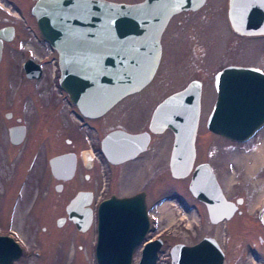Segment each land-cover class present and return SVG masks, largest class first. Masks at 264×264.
I'll list each match as a JSON object with an SVG mask.
<instances>
[{
  "label": "rangeland",
  "instance_id": "obj_1",
  "mask_svg": "<svg viewBox=\"0 0 264 264\" xmlns=\"http://www.w3.org/2000/svg\"><path fill=\"white\" fill-rule=\"evenodd\" d=\"M34 1L0 0V26L12 25L17 34L4 44L0 58V97L7 96L5 104H0V234H10L22 248L21 255L12 264H97L94 257L95 216L85 231L77 230L66 218L61 225H56L58 217H66L64 206L72 193L85 186L95 190L99 185L90 203L93 209L110 195L128 196L139 189L146 190L149 224L143 240L156 237L162 240L155 264H169V248L173 243L192 244L214 230L222 238L223 224L213 227L204 205L188 191L189 173L181 178H174L169 173L174 137L170 129L149 132L151 137L146 152L110 169L98 152L97 141L108 127L118 123L130 130L145 129L144 119L155 105L195 79L200 83V107L194 136L198 154L192 165L199 160H210L222 188L234 186L230 184L234 180L232 171L244 157L241 155L243 145H251V142L231 144L205 127L215 98L213 75L226 65L255 66L264 71V33L242 35L232 30L226 14L228 0H205L196 10L172 15L161 33L160 59L150 81L141 91L118 100L105 116L92 120L93 128L89 129L79 127V118L68 110L67 95L57 83L56 53L41 37L30 13ZM110 1L130 3L139 0ZM28 57L40 63L42 74L39 78L24 76L21 64ZM16 100L21 103L9 104ZM5 111H10L11 117L19 115L23 124L35 128L41 140V147L34 153L26 172L22 171L24 156L21 154L27 149L28 142L18 146L8 144L7 126L13 118L5 117ZM134 113H142V118L136 121L131 115ZM146 129L149 131L148 127ZM65 130L72 131L73 136H68ZM74 130L79 131L80 136ZM263 134L264 130L259 136ZM78 138L82 141L77 142ZM65 139L72 140L70 147L79 154L78 173L72 180L64 182L60 190L53 189L51 177L47 183L41 179L38 185L35 172L38 160L46 161L49 154L61 149L59 145L51 150V143L59 142L62 148L65 147ZM87 160L88 170L85 169ZM230 162L232 166L228 165ZM247 166L245 173L249 170ZM253 170H264V166L257 164ZM85 171L90 177L82 184L80 174ZM109 176H113L111 183ZM243 186L246 185L240 183V189ZM239 219L240 216L234 215L230 222L238 221L239 224ZM140 248L141 243L135 246L131 264H137Z\"/></svg>",
  "mask_w": 264,
  "mask_h": 264
},
{
  "label": "water",
  "instance_id": "obj_2",
  "mask_svg": "<svg viewBox=\"0 0 264 264\" xmlns=\"http://www.w3.org/2000/svg\"><path fill=\"white\" fill-rule=\"evenodd\" d=\"M204 1L35 0L30 13L41 37L56 53L59 87L82 116L95 118L150 81L160 59L161 33L169 18L180 11L196 10ZM226 14L235 32L264 33V0H228ZM12 36L11 26L0 27V56L2 40L9 41ZM77 52L80 56L76 57ZM21 68L27 78L42 74L40 63L31 57L22 62ZM213 87L215 98L205 119L207 130L242 141L264 124V71L255 66L226 65L213 75ZM199 103L200 83L193 79L155 105L149 131L113 129L101 138L100 150L110 163H120L145 149L149 132L170 129L174 134L168 163L170 175L181 178L189 173L188 191L203 203L208 219L217 222L231 217L235 206L224 198L207 162L192 165ZM23 133V125L8 128L13 144L22 140ZM49 165L54 177L67 179L74 170V153L52 156ZM91 200L90 191H77L64 206L66 217H58L56 225L66 218L77 230L85 231L92 222ZM148 224L142 191L100 200L95 209L97 264H131L133 248L143 240ZM209 239L173 243L169 263H209L214 261L212 254L216 251L214 257L218 259L220 249L214 239L210 240L215 251L209 249L205 258L197 254L210 244ZM161 244L159 237L144 241L137 264H155ZM21 253L20 244L10 234H0V264H12ZM188 260L191 263H186Z\"/></svg>",
  "mask_w": 264,
  "mask_h": 264
},
{
  "label": "flooded vegetation",
  "instance_id": "obj_3",
  "mask_svg": "<svg viewBox=\"0 0 264 264\" xmlns=\"http://www.w3.org/2000/svg\"><path fill=\"white\" fill-rule=\"evenodd\" d=\"M9 26L12 27V31H13L12 37H15V36L17 37V34L14 32V27L12 25L5 24V25H1L0 27H9ZM6 42H8V41L2 40L1 54H2V50H3V46ZM0 58H1V56H0ZM139 91H141V90H139ZM139 91H137V92H139ZM6 99H7V96L0 97V104H5V101H7ZM66 100H68V102H67L68 103V110H70L71 113L73 112L74 115L79 118V120H78L79 121L78 122L79 127H87L89 129L93 128L94 121H92V120L102 118L103 116L106 115L107 111L109 110L108 109L105 113H103L102 115H100L98 117L88 118V117L82 116L78 112L77 108L70 102L68 97L66 98ZM20 103H21V100H16L13 102L9 101V104L12 106L19 105ZM131 115H133L134 119L137 121L140 118H142L143 114L142 113H134ZM4 116L8 117L10 119L13 118L12 122L7 126V142H8V144L10 146H18V145H22V143H24L25 141L28 142L27 149L24 151V153L21 154L22 156H24V160L22 162V171L26 172L28 169H30L29 162L33 158L34 153L36 152V150H38V147H41V145H40L41 140L38 137V135L36 134L37 132L35 131V128L30 129L28 126L23 124L20 120L21 118L19 115H14L13 117H11L12 113L10 111H5ZM150 116H151V113H149L148 117H146L144 119V123L146 124L145 129L130 130V129L126 128L125 126H123L121 123H118L113 127H108L101 134V136L99 137V139L97 141V146H98V150H99L98 152H99L102 160L104 161V164L107 165V168L120 166L122 164H125L126 162H129V161H132V160L138 158L143 152H146L145 150H147V148H148L149 141H148L145 149L143 151L139 152L133 158L127 159V160L122 161L120 163H110L109 161H107L105 159L104 155L102 154V152L100 150L101 138L107 132H109L113 129H121V130L130 132V133L147 131L146 128L148 127ZM14 125H23L24 126L23 138L17 144H13L8 138V128L10 126H14ZM38 125L39 124H35L34 126H38ZM68 130H65L66 134H68V136H70V137L73 136L72 131H68ZM263 130H264V124H262L258 129H256L247 139L242 140V141L225 138L222 135H219L217 133H214V132H211L208 130L211 134L216 135V136L221 137V138H224L225 140L229 141L231 144L235 143V144L239 145V144L251 142V145H243V147H242L243 151H242L241 155H243L244 157L242 158L241 162L238 163V166L236 165V170L232 171L233 176H234V180L231 181L230 184H233L234 186H231L227 189L222 188V186L218 180L217 170H216L215 166L213 167L212 164H210V162H212V161H210V160L209 161L199 160L194 164V165H196L200 162H207L209 164V166H210V168H211V170L215 176V179L220 186V189H221V192H222L224 198L227 201L231 202L235 206V211L233 212L231 217H229L228 219H221L217 222H211L208 219V215H207V219L213 227H216L217 225L223 224V227L225 228V230L223 231L222 238H219L217 236L218 234L214 230V232L212 234L202 235L194 242V243L200 242L203 239V237H210V239H214V241L218 245L220 252H221V255H222L221 264H228V263H231V261H232V264H264V170H253L252 172H250L248 174L245 173L247 163L251 162V160L248 161V158L254 156V154H257L259 147L264 142V134L259 136V134H261L263 132ZM74 132L76 135L80 136L79 131L74 130ZM29 136H30V138L28 139L27 137H29ZM150 137H151V133H149V140H150ZM76 141L81 142L82 139L78 138V139H76ZM71 142H72V140H70V139L63 140V143H64L63 146H65L63 148L59 142H58V144L51 143V150L58 148L59 145H60L61 149H59L58 151H53V153L49 154L46 158V161L44 160L42 162L41 160H38V165H37V167H35L36 168L35 172L38 175L37 178H39V180H38L39 184L38 185L41 184V181H40L41 179L47 180L46 181V183H47L48 179H50V177H51L52 179H54V183H53L54 188L53 189L54 190H60L61 187L64 186V182L72 180L76 176V174L78 173V169H79V167H78V164H79L78 155L79 154H77L75 149L70 147ZM246 147H248V148L246 149ZM43 149H45V148L43 147ZM45 152H48V151L45 150ZM68 152L74 153V170H73V173L67 179H57L51 173L50 165H49V158L52 156H55V155L68 153ZM86 153H88V152L86 151ZM197 154L198 153H197L196 146H195V155H194L195 158L197 157ZM213 165H214V163H213ZM228 165L232 166L231 162ZM85 166H86L85 169L88 170L89 166H90L89 160L86 161ZM261 166H264V165L261 164ZM91 170H93V169H91ZM60 174H62V172H60ZM88 176L90 177L88 171H85L84 173L80 174V182L82 184H86L88 181V178H89ZM109 179H110V183H111L113 176L112 177L109 176ZM144 183L146 184L147 181H145ZM240 183H242V185H246V186H243L242 189H240ZM56 186H59V189H56L55 188ZM98 188H99V185H97V187H95V190L92 187L89 188L88 186H85V187L79 188V189L77 188L72 193V196L77 191L86 190V191H90L92 194V197H93L94 191H97ZM139 191H142L144 193V199H146V190H143V189H139L135 192L130 193L129 195H132V194L137 193ZM196 200L203 205V203L201 201H199L198 199H196ZM145 203H146V201H145ZM97 204H96V206H97ZM96 206L93 209L92 206L90 205V207L92 209V218H93V216H95ZM146 212H147V209H146ZM234 215L240 216L239 224H237L238 221H237V223H234L233 221L230 222V220H232ZM235 224L237 226L233 227ZM5 234H7V233H5ZM95 237H96V232H95ZM144 241L145 240H142L140 242L141 246H142V243ZM134 248H133V250H134ZM132 254H133V251H132ZM230 257H232V259H230Z\"/></svg>",
  "mask_w": 264,
  "mask_h": 264
},
{
  "label": "bare ground",
  "instance_id": "obj_4",
  "mask_svg": "<svg viewBox=\"0 0 264 264\" xmlns=\"http://www.w3.org/2000/svg\"><path fill=\"white\" fill-rule=\"evenodd\" d=\"M86 35H83L82 37H85ZM77 56H80V52H77L76 53V57ZM120 72H122V70L120 69L119 70ZM64 77V76H63ZM236 118V117H235ZM239 120V119H238ZM245 122V121H244ZM240 124V123H239ZM172 133H173V131H172ZM173 136H174V134H173ZM174 138V137H173ZM173 145V144H172ZM146 151V150H145ZM184 159V158H183ZM249 160H251V162L250 163H247V164H249L247 167H249V170H247V172L246 173H249V172H252L253 171V169H254V167L255 166H257V164H259V165H261V164H263L264 165V142H263V144L259 147V149H258V152H257V154H254V156H252V157H250L249 158ZM91 163V162H90ZM65 181V180H64ZM206 213H207V215H208V212L206 211ZM211 214H212V212H211ZM212 240H210L209 239V242H210V244H208L207 245V247H203V248H201V251L200 252H198L197 254H199V255H201L202 257H206V255H207V251L209 250V249H211V251L213 252V251H215V247L212 249V247H211V245H212V242H211ZM214 244V243H213ZM196 247V246H195ZM218 259L216 258V257H214V256H216L217 255V251L216 252H214V254H212V258H213V260L214 261H212V262H209V263H206V262H204L205 264H221V259H222V255H221V252H219L218 251ZM183 256H185L186 257V255H185V253L183 254ZM176 263L177 264H179L180 263V261H176ZM186 263H191V261L190 260H188Z\"/></svg>",
  "mask_w": 264,
  "mask_h": 264
}]
</instances>
